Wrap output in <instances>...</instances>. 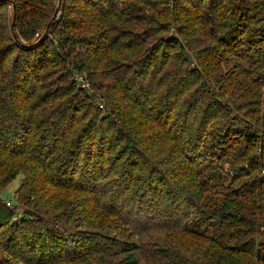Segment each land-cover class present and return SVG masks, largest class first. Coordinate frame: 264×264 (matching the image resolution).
I'll return each mask as SVG.
<instances>
[{"label": "trees", "instance_id": "16d2710c", "mask_svg": "<svg viewBox=\"0 0 264 264\" xmlns=\"http://www.w3.org/2000/svg\"><path fill=\"white\" fill-rule=\"evenodd\" d=\"M10 1L0 165L26 176L19 200L32 218L7 228L2 264H140L138 251L152 264H264V115L239 78L264 77V0L249 17L252 36L221 38L222 55L239 60L217 84L159 21L174 2L62 0L46 34L59 0ZM73 69L103 90L106 112ZM247 106L255 123L243 129ZM15 213L0 197V230Z\"/></svg>", "mask_w": 264, "mask_h": 264}, {"label": "rangeland", "instance_id": "374dc122", "mask_svg": "<svg viewBox=\"0 0 264 264\" xmlns=\"http://www.w3.org/2000/svg\"><path fill=\"white\" fill-rule=\"evenodd\" d=\"M8 3L0 6V36L7 34V30H9V36H12V24L13 20V7L12 2L7 0ZM55 1V0H54ZM128 1V0H124ZM149 4H159L160 6L167 5L170 1L174 2L176 12L173 15H170L167 19L166 17H159V21L161 20H169L170 24V35L174 34L177 40L184 46H186L187 50L193 54V62L192 66L199 67L201 70V74L205 76L206 80L214 79V83L218 79L221 80V77L227 78L232 75L234 70L237 71L236 62L239 60L237 57H234L235 63L233 60L228 59L229 57H225L226 55H222L224 45L221 43V38H227V33L234 31V34L243 35L244 37L252 36L250 34L252 28L254 30L255 25L250 21L249 17L252 15L255 9V5L257 6L259 3H262L261 0H252L251 5L247 7L248 15L247 17L244 15L246 12V7H242V5H246L248 0H196V3H190L188 0H146ZM55 3V2H54ZM164 4V5H163ZM248 4V3H247ZM61 4L59 1L56 5L54 11V18H59ZM241 10V11H240ZM151 15V14H150ZM256 15V14H255ZM15 16V14H14ZM156 17V16H154ZM158 18V17H156ZM53 19V18H52ZM221 21V23H219ZM15 22V21H14ZM252 24H250V23ZM218 24H226L227 27H218ZM221 26V25H220ZM234 26V27H233ZM50 29V28H49ZM49 30H45V33L48 34ZM160 35L166 36V33H160ZM36 37H39V34L36 33ZM56 40V36H53ZM11 41L4 40L0 42V49L5 48V46L11 45ZM38 43L36 39L30 40V44ZM83 52L84 49L76 50V54ZM17 56V51L14 50L10 53L7 61L5 62V68L11 66L12 60ZM72 62H75L76 57H71ZM245 61V59H243ZM73 64H70L68 68H72ZM243 69L246 72H251L252 67L248 64L243 65ZM105 73L108 72V69H105ZM248 70V71H247ZM261 73H264V67L260 68ZM235 71V72H236ZM248 73H242L239 75V78H244L247 82V89L251 93L250 96H255L260 102L258 108H260V112L258 115H264V77L259 82V78L255 79L252 75H244ZM217 77V78H216ZM72 78L77 82L78 87L84 89L86 93L89 94L92 98H89L88 102H91L95 107L102 112H106L108 106L104 100L103 90L95 87L94 83L89 79L87 73H81L77 69H73ZM227 83H221V86L226 87ZM56 88V87H55ZM42 94H44V89L42 90ZM53 90H50L48 97L51 95ZM40 98L43 99V95L40 94ZM88 98V97H87ZM20 102V97L17 96L12 97V104L15 106ZM35 102L29 103L25 109L26 111L32 112ZM248 111V115H242V121L239 122V127L245 129L246 127L250 128L255 123L253 119L250 118V115L256 114L253 110H257L254 107H246ZM243 114V113H242ZM91 116H87L86 124H90ZM248 130V129H247ZM253 130V128H251ZM253 152V151H252ZM210 161V160H208ZM212 163V162H210ZM231 166L226 167L229 170ZM263 169V170H262ZM261 169V175H264V168ZM226 170V171H227ZM233 171V170H232ZM260 174V173H259ZM26 183V176L22 173H16L15 171H10V169L5 165H0V197L3 200H6V205L12 208L16 213L14 219L11 223L4 226L0 232H2V237H0V243L2 245H8L11 231H8L7 228H16L18 225H13V223L20 224V217H24V219L32 218L28 208L25 204H23L19 197L22 196V186ZM24 188V187H23ZM262 238V237H261ZM264 238V236H263ZM143 248L141 249V251ZM4 249L0 248V264L2 261H6V259H11L8 256ZM35 256V255H34ZM138 258L140 264H152L146 261V258L143 257L140 251H138ZM22 264V263H18ZM258 264V263H257Z\"/></svg>", "mask_w": 264, "mask_h": 264}, {"label": "water", "instance_id": "95a60500", "mask_svg": "<svg viewBox=\"0 0 264 264\" xmlns=\"http://www.w3.org/2000/svg\"><path fill=\"white\" fill-rule=\"evenodd\" d=\"M61 2H62V0H59V4H61ZM14 17H15V16H14ZM54 19H55V18L53 17V19L51 20V22L48 24L47 31L49 30V28H50V26H51V24H52V22H53ZM14 21H15V20H13V27H14Z\"/></svg>", "mask_w": 264, "mask_h": 264}]
</instances>
